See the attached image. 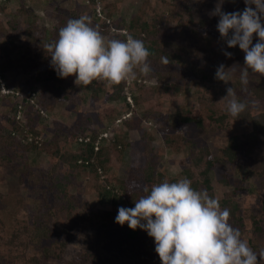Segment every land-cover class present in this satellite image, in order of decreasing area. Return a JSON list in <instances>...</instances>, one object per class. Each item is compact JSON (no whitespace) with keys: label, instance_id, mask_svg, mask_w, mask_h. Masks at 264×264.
<instances>
[{"label":"trees","instance_id":"obj_1","mask_svg":"<svg viewBox=\"0 0 264 264\" xmlns=\"http://www.w3.org/2000/svg\"><path fill=\"white\" fill-rule=\"evenodd\" d=\"M99 2L104 15L114 26V32L107 35V39L123 41L131 34L143 40L151 53L148 60L158 86L141 88L138 85V94L131 93L132 104L126 101L123 93L124 82L109 85L106 81H93L84 86L75 83L74 75L58 77L52 68L46 45L58 38L60 28L69 19L83 16L79 7L77 12L68 10L65 15L59 10L56 14L58 19L50 28L38 27L39 15L36 14L23 28L19 18L9 21V29L0 21V37H7L6 44L0 45V59L6 56L3 54L13 52L18 46V36L23 34L29 41L23 47L19 63L25 72L34 71L33 80L23 83L28 86V91L20 100L19 109L16 104L11 107L14 112L22 111L25 121L11 119V130L0 126V166L16 174V181L25 183L39 198L37 207H31L26 213H13L15 220L11 229L0 218V264H53L52 258L58 259L56 264H161L155 252L154 239L140 228L132 230L127 224H117L115 217L120 207L132 208L141 196L149 194L143 191L145 186L150 191L153 185L161 182H177L178 175L190 179L194 189L206 190L210 197L219 201L222 209L230 210L229 222L241 232L254 252L264 250V76L249 70V84L242 85L240 73L245 68V54L242 51L239 59L234 54L231 58L226 57L223 52L232 53L235 47L228 48L225 41L219 43L215 68L203 60L206 37H220L217 30L219 17L210 15L220 0H171L170 7L160 5L166 1L159 0L158 9L145 0L124 21L112 19V10L120 5L117 1ZM222 2L224 12H242L246 6L244 0ZM91 9L94 13V7ZM19 11L26 15L29 13L25 9ZM92 18L93 27L108 31L110 22ZM122 27L127 29L126 34L120 31ZM256 42L254 35L253 43ZM162 57H167L169 63L164 64ZM236 59L243 62L239 72L236 71ZM9 61V65L7 61V65L0 64V72L13 71L11 65L15 61ZM220 64L229 68L231 79L228 84L215 78ZM35 83H39L40 92L36 97L39 108L43 110L59 100L78 108L80 100L87 97V91H91L92 103L122 99L127 108L118 117L122 112L109 105L95 112V118L76 110L77 118L68 129L55 122L52 128L54 136L41 145L54 146L51 153L54 162L49 169H42L31 165L32 156L27 157L28 152L42 149L36 142V136L41 133L38 119L42 114L30 103ZM189 86L192 90L187 95ZM228 87L235 90L239 100L249 103V108L238 119L227 113L226 101L222 99ZM104 90L105 93L100 95ZM158 94L170 100H178L184 94L196 105H179L174 121L159 126V121L165 118L161 99L156 101ZM138 105L143 107V120L153 121L152 129L140 125L143 120L135 111ZM125 113L129 114L125 116ZM103 120L107 123L103 124ZM96 122L99 126L107 124L113 129L112 135L101 137L98 143L100 134L95 127ZM22 129L31 134L30 144L22 143ZM209 130H214L216 136L226 141L225 145L217 147L219 156L214 153V145L212 147L209 142L199 140L201 132ZM131 132H136L138 138L130 139L128 135ZM157 133L161 135L164 147L153 142ZM81 136L78 148L67 150V145ZM85 136L87 140H83ZM180 145L187 147L186 155L178 161L180 173L168 175L160 165L164 160V149L176 150ZM126 156L127 174L123 177L121 172L124 171ZM212 170L221 184L232 187L222 197H215ZM72 186L78 188L76 193L70 191ZM81 193L94 196V199L88 200ZM16 201L17 205H24L22 198ZM55 219L63 224L65 231L70 228V222L75 223L72 227H79V231L82 224L90 230L83 250L77 251L72 259L63 257L69 240L66 237L55 238L54 224H58ZM249 228L251 232L246 237L244 232Z\"/></svg>","mask_w":264,"mask_h":264},{"label":"clouds","instance_id":"obj_2","mask_svg":"<svg viewBox=\"0 0 264 264\" xmlns=\"http://www.w3.org/2000/svg\"><path fill=\"white\" fill-rule=\"evenodd\" d=\"M222 3L220 0L210 15L219 17L217 30L227 47L239 46L245 54L240 82L247 86L249 70L264 76V0H244L242 12H224ZM121 29L126 34L127 29ZM46 48L58 77L74 75L75 83L84 86L93 81L119 85L135 81L138 72L148 76L152 71L148 60L151 53L143 40L131 34L123 41L107 39L87 16L69 19L60 28L58 38ZM223 54L228 58L233 55L227 51ZM162 62L168 64L169 60L162 57ZM228 69L220 64L215 78L228 84L231 79ZM222 99L226 101L227 113L237 119L249 108V103L239 100L232 87L226 89ZM104 133H99L97 143L101 137L109 136ZM143 191L149 194L141 196L132 208L120 207L115 222L146 231L155 241L161 264H264V250L253 251L229 222L230 210L222 209L206 190L194 189L190 179L164 181L153 185L150 191L145 186Z\"/></svg>","mask_w":264,"mask_h":264},{"label":"rangeland","instance_id":"obj_3","mask_svg":"<svg viewBox=\"0 0 264 264\" xmlns=\"http://www.w3.org/2000/svg\"><path fill=\"white\" fill-rule=\"evenodd\" d=\"M117 1L120 5L118 9L112 10L113 11V20L119 18L120 20L124 21L126 20L129 15L132 12H135L145 0H114ZM150 5L156 9L159 7V0H148ZM166 2H160V5H163L165 7H170L169 2L171 0H164ZM93 3V5H91ZM79 7V8H78ZM94 7V13H92L91 8ZM81 9V13L83 16H87L88 18L94 17L98 21V11L97 15L95 14V9L100 10L101 20H105L108 23V31H105L104 29H101L100 32L103 36L107 38V35H110L114 32V26L112 25V21H110L104 14V10L101 7V4L99 0H95L92 2V0H0V21L3 23V25L9 29V21H12L13 18H19L21 25L20 27H24L27 22H31V18L35 17L36 15H39L38 19V27L45 26L46 28H50L55 24L57 21V12L60 10L61 14H66L68 10L75 9ZM20 9H25L29 13L26 15L25 13L20 12ZM91 9V10H90ZM230 10V8L228 9ZM77 12V11H76ZM228 12V11H227ZM29 15V16H28ZM32 15V16H31ZM96 15V17H95ZM167 16V14H165ZM93 19V18H92ZM149 19V18H148ZM102 24V23H100ZM112 26V27H111ZM117 31V30H115ZM104 32V33H103ZM18 46H16L13 49V52L10 54H3L6 55L0 59V64L7 65L9 60H14V64L11 65L12 72H0V126H5L7 129H12L11 119H20L21 121H25L24 115L22 111H16L14 112L13 109H11L12 105L16 104L19 109V105L21 104L20 100L26 94L28 91V86L23 85V83H26L27 80L31 81L33 80L34 71L30 70L28 72H25L24 67L22 64L19 63L21 59V55L23 54V47H25L26 43L29 41L28 37L24 36L23 34H20L18 36ZM22 40V42H20ZM7 42V37H0V45H4ZM224 40L221 39V37L216 36H210L208 35L206 37L204 47L206 48V53L203 55V60L207 62V64H210L212 68H215L218 65V60L216 57V53L219 49V43H223ZM242 53V50L239 49V46H236L232 50V54L235 55L237 59L238 56H240ZM236 64L238 67H236V71L239 72L241 68V62L242 60H237ZM7 61V62H6ZM7 64H6V63ZM243 63V62H242ZM9 65V64H8ZM4 74V75H3ZM4 77H3V76ZM26 81V82H25ZM75 81V80H74ZM138 85H141V88H150V87H157L158 86V80L155 75L152 74V72L148 76H144L138 72L137 79L135 81L131 82H124L123 86V93L125 95H130V99L132 100L131 93L138 94ZM189 92L187 95H190V91L192 90V86H189ZM3 89V90H2ZM5 89V92H3ZM40 92L39 83H35L34 88L32 90L31 94V104L34 106V108H37L39 112L42 114V116H39L38 121L40 122L38 124V128L40 129V132L36 136V142L39 146L42 145L44 141H48L50 138L54 136V132L52 128L55 126V122H59L60 126H64L67 129L72 127L73 122L76 120L78 112H82L83 114L87 113L91 116V118H95L94 114L99 109L103 107H107L111 105L112 107L116 108L118 112H122L119 114L118 117H120L127 108V105L125 106L124 101L121 99L119 100H110L109 103L105 101H94L92 103L90 98V92L87 91V97L80 100V106L78 108H74L71 104L69 105L67 101L65 100H59L55 103H53L52 107H49L45 110L39 108L40 106L37 103V94ZM84 92V90H83ZM82 92V93H83ZM7 93V94H5ZM80 93V92H79ZM85 93V92H84ZM105 93L104 91H101L99 94L102 95ZM134 94V95H135ZM156 97L157 99H161L160 102L162 103L163 111H164V117L165 119H161L159 121V126L169 124L174 121V113L179 105H182L185 103L187 107H192L196 105V102L193 99H186L185 95H180L178 97V100H170V99H164V97L161 98L160 94H158ZM19 101V102H17ZM137 115L142 120L145 119L144 117V110L142 106H136L135 108ZM120 120V119H119ZM119 122V121H117ZM116 122V124H118ZM107 123L106 120H103V124ZM97 122L95 123V127L97 131L108 133V135H112L113 129L110 125L108 126H99ZM140 125L143 127H148L149 129L153 126V121L151 119L149 120H143L140 122ZM157 125V123H156ZM111 127V129H110ZM121 128V127H120ZM119 129V128H118ZM24 133H21V139L23 144H30L31 142V134L27 133L25 129H22ZM21 132V131H20ZM20 132H14L16 135L20 134ZM13 133V134H14ZM181 133V131H180ZM216 132L214 130H209L208 132H201L199 136L200 142H209V144L215 146L213 147L214 153L218 155L219 150L217 151L218 146L225 145L226 141L225 139H222L218 136H216ZM130 139H137L138 134L136 132L129 133ZM87 137V136H85ZM155 140L153 142L163 145V140L161 139V135L157 133L154 136ZM79 137L77 140L71 142L70 145H67V150L75 151L78 148V142H80ZM85 139V138H84ZM83 139V140H84ZM42 149L32 151L27 153V157H31L33 159V162H30L31 165L39 166L42 169H49L51 167V164H53L54 159L51 155L54 146L52 145H44L41 146ZM164 147V145H163ZM171 149V148H170ZM168 149V147H165L163 158L164 160L161 162V169H163L165 172L168 173V175H175L177 173H180V166L178 164V161L180 158L186 155L187 153V147L186 145H183L179 148L175 149ZM219 156V155H218ZM128 158L127 156L124 157L123 160V172H121V176H125L127 174V165H128ZM31 159V158H30ZM170 160V161H169ZM221 162V160H219ZM228 167L226 166L225 169ZM218 169V168H217ZM219 170V169H218ZM10 170H7V168L0 166V218L4 220L6 223L8 229H11L14 225L15 217L13 215L17 213H26L27 210L29 211L32 209L31 207H37L39 203L38 196L30 191V188L26 187L24 184H19L16 181V177L14 174H11L9 172ZM213 189L215 192V197H222L225 192H228L232 189L230 185H223L221 184L217 178L215 171L212 170L210 172ZM183 176L177 177L178 180L182 179ZM70 191L73 193H76L78 191V188L75 186H72L70 188ZM83 193V192H82ZM83 195V197H87L86 199L91 200L94 199V196L89 195ZM17 198H22L23 203L21 206L16 204ZM242 200H245L244 197H241ZM243 202V201H242ZM55 222H58V224H54V231H55V238L60 239L62 237H66L69 240V245L65 248V251L63 252V257L66 259H72L77 255V251H82L84 248V242L87 240V235L90 233L89 228L85 226V224H82L81 231H79V227L75 228L72 227L76 225L75 223L69 224V227L67 231L63 229V224L55 219ZM79 222H77L78 224ZM67 227V226H66ZM84 227H86L84 229ZM84 229V231L82 230ZM250 228L246 229L244 234L245 236H249L250 234ZM121 238V235H118V239ZM85 240V241H84ZM118 241V240H116ZM51 263L56 264L58 263V259L52 258Z\"/></svg>","mask_w":264,"mask_h":264},{"label":"built area","instance_id":"obj_4","mask_svg":"<svg viewBox=\"0 0 264 264\" xmlns=\"http://www.w3.org/2000/svg\"><path fill=\"white\" fill-rule=\"evenodd\" d=\"M97 11H98V15L101 17V15H100V10L97 9ZM113 29H114V28H113ZM120 31L125 32L124 29H121ZM2 90H3V89H2ZM3 92H5V89H4ZM126 96H127V97H126L127 101H128L129 103L132 104V100L130 99V98H131L130 95H126ZM128 114H129V113H126L125 116H127ZM118 121H120V120H118ZM104 135H107V133H104Z\"/></svg>","mask_w":264,"mask_h":264}]
</instances>
